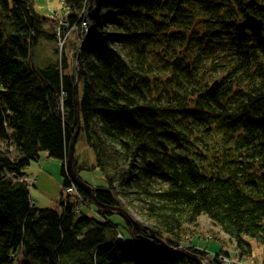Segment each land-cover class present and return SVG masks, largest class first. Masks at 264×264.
Masks as SVG:
<instances>
[{
    "label": "trees",
    "instance_id": "1",
    "mask_svg": "<svg viewBox=\"0 0 264 264\" xmlns=\"http://www.w3.org/2000/svg\"><path fill=\"white\" fill-rule=\"evenodd\" d=\"M92 1L64 0L66 25L85 37L69 73L57 54L35 64L39 41L55 36L33 0H0V264H194L100 209L30 207L20 180L41 153L62 163V188L73 185L76 76L93 161L74 147L71 167L99 173L97 203L124 202L171 248L203 255L180 244L203 214L241 259L252 241L264 251V37L235 25L249 0Z\"/></svg>",
    "mask_w": 264,
    "mask_h": 264
},
{
    "label": "rangeland",
    "instance_id": "2",
    "mask_svg": "<svg viewBox=\"0 0 264 264\" xmlns=\"http://www.w3.org/2000/svg\"><path fill=\"white\" fill-rule=\"evenodd\" d=\"M33 8L37 15L42 17L44 31H50L55 36V42H49L45 39H41L39 41L36 49L34 50L36 66H39L37 58L39 59V63L42 64L46 62L48 58L57 54V58H60V56L61 58L65 57L69 66V73H71V70L75 68L76 48L82 38L79 36V32L76 27L68 28L66 25L65 18L67 17L69 11L64 6V0H33ZM82 30L85 32L86 29L82 28ZM84 40L85 37L82 41ZM0 148H2V145H0ZM75 148L77 152L81 153L79 157L77 156L78 161L83 159L89 163L93 161V155L86 147L82 133H80L78 137ZM61 166L62 163L60 161L50 159L44 153H41L38 161L32 162L26 170L28 175L20 180V182L34 187H31L30 194L33 200L37 202L38 208H50L53 210L58 208V199L59 197H62V194H60L62 186V178L60 175ZM67 173L69 175L68 169ZM77 177L88 187L103 185V181L101 180L98 172H81L80 176ZM72 184L74 185L73 182ZM120 203L121 206H119V209L128 213V215L132 216L133 219L139 221L138 218L130 211V207L126 209L125 203L121 201ZM78 209L81 210L79 211L80 213H84L87 216H94L95 212L98 210V208L92 203H86L85 206L79 207ZM110 219L114 222V224L119 225L118 229L121 228L120 225L123 224V218L114 213ZM213 226L205 217L200 218L197 226L186 229V235L181 241L184 242L180 244L188 247L187 245H192V240L189 238L195 239L199 236L203 241L207 240L208 243L203 244L202 241H198L196 239L195 242L193 241L195 245H198L199 247L202 245L203 247L209 248V251H211L212 254H214V251H217L218 248L220 250L229 249V255L232 254L231 250H233L235 253L231 258L236 257L238 258L237 261L240 262V257L239 255H236L238 252L235 251L233 243L226 235L221 233L218 229H215L216 227L214 226V228ZM250 247L252 255L249 258H243L242 264H264L263 248L254 241L251 242ZM173 249L178 250L177 248ZM226 259H228V257H226ZM250 259H252V261H250Z\"/></svg>",
    "mask_w": 264,
    "mask_h": 264
},
{
    "label": "bare ground",
    "instance_id": "3",
    "mask_svg": "<svg viewBox=\"0 0 264 264\" xmlns=\"http://www.w3.org/2000/svg\"><path fill=\"white\" fill-rule=\"evenodd\" d=\"M91 0H88V2H90ZM251 1H254V3L255 4H252L251 3ZM92 3L94 4L95 3V0L94 1H92ZM249 6H252L254 9H253V12H257L258 14H254V13H252L251 11H249L248 10V7ZM244 8L245 9H242V14H241V16H240V18H239V20L235 23V25H236V28L241 32V33H243V34H245L246 36H248L249 38H251V39H254V40H257V39H260V38H263L264 37V4H261V3H258L257 1H255V0H249V1H247L245 4H244ZM246 15H249V16H251V17H253V18H255L257 21H259L260 23H261V28H255V30H256V32H258L259 30V35L258 36H252L251 35V31L250 30H248V29H245V30H243V29H241L240 28V24L245 20V18H246ZM259 27H260V24H259ZM76 62V64H77V60L75 61ZM77 77V76H76ZM217 85H218V81H217ZM212 86H213V83L209 86V91L211 92V93H214L215 92V90H216V88L213 90V89H211L212 88ZM215 87V86H214ZM211 89V90H210ZM213 90V91H212ZM78 93H79V91H78ZM78 99H79V94H78ZM74 110V109H73ZM78 111H79V107H78ZM61 114H63V111L61 110ZM78 122H79V126H78V132H77V137H78V135H79V132H80V119L78 118ZM71 129H74V132H75V130H76V126L74 125V120H73V127L71 128ZM74 134V133H73ZM73 134H72V136H73ZM72 138V137H71ZM38 161V160H37ZM32 163V162H31ZM30 163V164H31ZM30 164H29V166H30ZM28 166V167H29ZM28 169V168H27ZM26 169V170H27ZM31 187H33V186H28L27 185V189H28V198H29V203H30V207L32 206L33 208L34 207H36L37 206V202L36 201H34L33 200V198L31 197V194H30V189H31ZM93 187L94 186H89V190H90V193H87L86 191H84L88 196H89V198H90V202L93 200V198H94V194H93ZM34 188V187H33ZM77 189H79L76 185H72L71 187H68V188H62V186H61V189H60V194H62V197L60 198L59 197V199H58V202H57V206H58V208L57 209H55V211H58V210H60V208H61V202H63L62 204H64V205H68V204H70V205H72V207H73V209L75 210V213H80L79 211H81V210H79L78 208L79 207H82V206H85V204L86 203H88L89 201V199L88 198H86V197H83V196H77V195H75V194H73L72 192H74L75 193V191L74 190H76L77 191ZM81 190V189H80ZM61 196V195H60ZM42 209H50V208H42ZM51 210H53V209H51ZM73 210V211H74ZM100 210H102V209H100ZM103 212H105L106 214H109V215H111V216H113L114 214H112L111 212L110 213H108L107 211H105V210H102ZM98 212H99V210H97L96 212H95V214L94 215H98ZM202 217H205L208 221H209V223L215 228V229H218L219 231H222V229L219 227V226H217V224H215L213 221H211V219H210V217H208V216H204L203 214H201V215H199L197 218H196V221H195V223H196V225L195 226H197V224L199 223V220H200V218H202ZM194 226V227H195ZM193 227V226H192ZM212 227V228H213ZM187 228H191V227H185V235H186V229ZM213 228V229H214ZM145 229H148L149 231H152L151 229H149V228H146L145 227ZM146 231V230H145ZM152 233L155 235V233H154V230L152 231ZM222 233V232H221ZM205 236H207V235H205ZM156 237V236H155ZM117 238L118 239H122L121 238V235H118L117 236ZM158 240H160L158 237H156ZM190 240H192V245H187L189 248H196V249H198V252H200V253H203V255H199L198 254V256H200V257H202L201 259H203V258H206V259H210V260H212L215 264H224V262L220 259V257H222V258H224V259H226V257H228V259L227 260H229V264H242V259L241 258H239V260H240V262H238L237 261V259L238 258H236V257H233V258H231V256L230 255H232V254H230L229 255V249L227 250V249H217V251H214V254H212L211 253V251H209V248H207V247H203L202 245H201V247H199L198 245H195L194 243H193V241L195 242V240L197 239L198 241H202L203 242V244L204 243H208V241L207 240H205V241H203L199 236L197 237V238H195V239H193V238H189ZM157 246H158V244H157ZM185 247V246H184ZM232 251V250H231ZM238 253L236 254L237 256H238V254H239V251H237ZM195 255H197V254H195ZM231 258V259H230ZM16 261H17V263L19 264V263H21L22 261H23V258L21 257V256H18L17 258H16ZM193 263V262H192ZM21 264H31L30 262H28L27 260H25V261H23ZM195 264V263H194ZM201 264H206L205 262H201ZM247 264V263H246Z\"/></svg>",
    "mask_w": 264,
    "mask_h": 264
},
{
    "label": "water",
    "instance_id": "4",
    "mask_svg": "<svg viewBox=\"0 0 264 264\" xmlns=\"http://www.w3.org/2000/svg\"><path fill=\"white\" fill-rule=\"evenodd\" d=\"M252 4H255L254 1H251ZM260 24V27H259ZM241 29L245 30L248 29L251 31V35L252 36H258L259 35V31L256 32L255 28H261V23L259 21H257L255 18L246 15L245 20L239 25ZM77 78L75 80L74 86H73V105H74V125L76 126V130L71 138L70 144H69V149H68V155H67V169L69 172V175L72 179V182L74 183V185H76L79 189H82L84 191H86L87 193H90L89 187L86 186L77 176L76 174L73 172V169L71 167V159H72V155L74 153V147H75V143H76V139H77V132H78V126H79V122H78V118H79V112H78V107H79V99H78V82H77ZM215 86V87H214ZM217 87V81L213 82V86L211 89H215ZM210 89V90H211ZM213 89V90H214ZM212 90V91H213ZM93 205H95L98 209H102L107 211L108 213H112V214H117L119 217L123 218L125 221H127L134 229L137 230H146L151 239H153L154 241L157 242L158 247L164 250H169L178 254H182L185 258H187L189 261L195 263V264H201V262H205L206 264H215L212 260L210 259H206L202 257L195 255L193 253L187 252L186 250L183 249H178L175 250L171 247H168L162 240H158L155 235L152 233V231H149L148 229H145V226L142 225L139 221L135 220L132 218V216L128 215V213L122 211L121 209H119V207L116 208H112V207H106V206H102L101 204L97 203V201L93 198L92 200ZM148 228V227H146Z\"/></svg>",
    "mask_w": 264,
    "mask_h": 264
},
{
    "label": "built area",
    "instance_id": "5",
    "mask_svg": "<svg viewBox=\"0 0 264 264\" xmlns=\"http://www.w3.org/2000/svg\"><path fill=\"white\" fill-rule=\"evenodd\" d=\"M220 259L224 262V264H229V260L224 259V258H222V257H220Z\"/></svg>",
    "mask_w": 264,
    "mask_h": 264
}]
</instances>
